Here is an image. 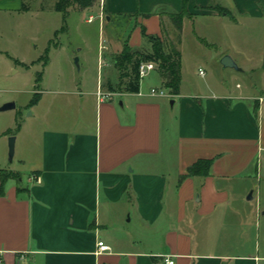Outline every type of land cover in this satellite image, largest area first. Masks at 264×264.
I'll return each mask as SVG.
<instances>
[{
  "label": "crops",
  "instance_id": "0c3cea01",
  "mask_svg": "<svg viewBox=\"0 0 264 264\" xmlns=\"http://www.w3.org/2000/svg\"><path fill=\"white\" fill-rule=\"evenodd\" d=\"M24 1L0 0V14L21 13ZM184 10L183 32L194 24L206 35L203 21L226 19L228 41L213 58L234 59L239 70L228 80L192 85L182 35L178 95H152L156 87H145L146 77L137 91L116 93L119 70L109 61L116 73L106 83L99 79L87 88L81 79L69 88L42 89L19 129V112L0 122V168L7 169L13 135L19 162L29 166L26 181L8 169L20 177L10 179L0 196L2 264H264L258 243L241 253L214 245L249 235L255 241L264 218V2L100 0L99 17L104 27L101 14L107 23L133 16L126 43L149 53L142 29L164 39L165 31H175L170 14ZM242 18L259 21V42L250 30L237 32L246 23ZM126 43L118 41L117 53ZM220 60L216 65L223 67ZM156 70L158 87L165 89L159 65ZM250 73H258L257 81ZM200 160H212L210 173L188 176ZM99 242L110 251L98 253Z\"/></svg>",
  "mask_w": 264,
  "mask_h": 264
},
{
  "label": "rangeland",
  "instance_id": "374dc122",
  "mask_svg": "<svg viewBox=\"0 0 264 264\" xmlns=\"http://www.w3.org/2000/svg\"><path fill=\"white\" fill-rule=\"evenodd\" d=\"M59 2L60 0H25L27 9L21 13L0 14V107L10 102L16 103L15 109L0 111L1 124L7 123L8 116L14 112H19V120L21 116L23 118L29 116L32 110L27 109L30 107L31 101L39 96L38 91L42 89H57L60 87V83L64 84L63 88H69L73 80L79 82L81 79L86 82L87 88H95L99 79L106 83L107 76L116 73L113 66L107 68V63L111 61V64H114L115 57L120 54L117 53L118 41L122 44L128 41L130 34L135 29L136 20L114 18L112 23H107L104 15V27H101L100 0H95L92 6L85 9L72 0L69 5H66L65 11L57 10L56 6ZM216 6L212 4L210 8L214 10ZM91 17L94 19L89 21ZM242 19L246 20V23L238 29L236 28L237 32L243 34V30L245 32L250 30L253 41L259 42L261 40L260 30H262L259 21L249 20L250 18ZM222 20L226 19L203 21L201 29L206 35L196 32L194 24H187L184 32L182 31L183 48L190 61L188 69L192 76L189 78L192 77L190 82L196 87L216 79L228 80L234 73V68H223L216 65L220 59L215 62L213 58L228 41L227 29ZM247 27H251V29H247ZM175 32L171 35L168 33L171 40L175 39ZM237 32H234L236 37L238 36ZM200 35L208 37V43L213 45L201 42ZM145 40L146 43H150L146 38ZM167 40L165 37L164 41ZM200 43L206 49H202ZM77 58L80 60L79 64L76 63ZM81 60L83 61L81 62ZM133 72L132 65H129L123 74L119 72L117 80L112 84L113 91L121 93L130 90L133 83L129 76L135 77ZM249 76L252 80L257 81L259 75L250 73ZM157 77V70L152 71L145 78V87L150 85L157 88ZM40 78L42 81L39 80ZM244 80L248 81L246 77ZM239 81L241 82V80ZM194 86H191L192 90L195 89ZM158 89L160 88L158 87ZM162 89L169 93L168 89ZM165 100L171 107L172 98L167 97ZM165 113L167 112L165 111ZM166 116L165 114V119ZM13 136L17 138V135ZM1 140L0 151L2 149ZM17 144L16 140L15 154L10 160L8 139L4 168L19 171L26 181L29 175V166L19 162ZM255 204L256 201L251 203L253 206ZM262 211L264 212V195ZM259 228L260 234L255 241L249 235L242 239L235 237L233 243L214 245L222 248L226 246L234 253H241L249 251L258 243L263 253V217Z\"/></svg>",
  "mask_w": 264,
  "mask_h": 264
},
{
  "label": "trees",
  "instance_id": "16d2710c",
  "mask_svg": "<svg viewBox=\"0 0 264 264\" xmlns=\"http://www.w3.org/2000/svg\"><path fill=\"white\" fill-rule=\"evenodd\" d=\"M72 0H60L57 4L58 11H65L66 5L70 4ZM79 4L83 9L92 6L95 0H73ZM189 3L192 0H185ZM219 15L231 16V12L225 7L217 5L215 9ZM188 16L186 10L181 13H172L170 18L175 28V39H170L168 32L165 31L164 36L167 37V41L158 36L149 35L145 28L142 29L143 36L152 44V51L146 53L145 51L134 50L125 44L121 53L115 57V65L120 73L123 74L127 70L129 65L133 66L134 76H129L132 81L130 90L137 91L139 86V66L144 61H156L159 63V71L163 78V85L170 91L171 95H178L181 86V69H182V53L179 49V45L182 42V31L184 25V19ZM133 16H122L119 18L132 19ZM131 33V32H130ZM137 57V59H135ZM46 64V63H45ZM39 96L34 98L30 107L38 103ZM21 127L18 116L17 129ZM212 166V160H200L191 167L188 168V176H205L210 173ZM20 175L12 170L0 168V196L5 193L6 183L10 179H19Z\"/></svg>",
  "mask_w": 264,
  "mask_h": 264
},
{
  "label": "built area",
  "instance_id": "2783aa9c",
  "mask_svg": "<svg viewBox=\"0 0 264 264\" xmlns=\"http://www.w3.org/2000/svg\"><path fill=\"white\" fill-rule=\"evenodd\" d=\"M94 18L91 17L89 19V21H92ZM101 20H104V15L101 14ZM159 63L156 61H144L140 64L139 66V78L142 80L145 77H147L152 71L156 70L158 67ZM151 94L152 95H161V96H166L168 95L165 90L163 89H156V88H152L151 89ZM264 98H260V101H263ZM37 182H41V178L40 177H36ZM110 246L106 245L104 242H99L98 243V253H102V252H106V251H110ZM168 264H174V261L167 259L166 260ZM0 264L1 260H0Z\"/></svg>",
  "mask_w": 264,
  "mask_h": 264
},
{
  "label": "water",
  "instance_id": "95a60500",
  "mask_svg": "<svg viewBox=\"0 0 264 264\" xmlns=\"http://www.w3.org/2000/svg\"><path fill=\"white\" fill-rule=\"evenodd\" d=\"M76 63L79 64V59H76ZM221 64L223 65L224 68H234L236 70H239L238 65L236 64V62L234 61V59L229 56L226 55L225 57L222 58L221 60ZM171 104H173V102H171ZM16 108V103L15 102H10L7 103L5 105H3L2 107H0V111H6L9 109H15ZM15 143H16V137L15 136H11L9 138V156H10V160L13 159L14 154H15ZM252 198V196H251Z\"/></svg>",
  "mask_w": 264,
  "mask_h": 264
}]
</instances>
